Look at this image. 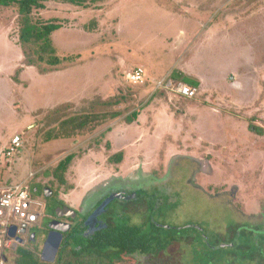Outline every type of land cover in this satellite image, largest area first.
<instances>
[{"label": "rangeland", "instance_id": "374dc122", "mask_svg": "<svg viewBox=\"0 0 264 264\" xmlns=\"http://www.w3.org/2000/svg\"><path fill=\"white\" fill-rule=\"evenodd\" d=\"M45 5L33 17L63 26L53 40L70 58L56 68L26 66L17 7L0 9V161L16 134L23 142L0 164V184L33 174L31 192L48 187L78 212L71 225L106 195H136L127 208L115 200L116 216L145 230L159 224L175 241L135 264H264V0ZM139 67L152 81L193 87L196 97L129 83ZM83 117L87 127L72 130ZM122 152L121 163L111 162ZM70 155L60 185L54 171ZM40 192L48 218L19 235L25 246L48 229L56 206ZM46 240H38L41 253Z\"/></svg>", "mask_w": 264, "mask_h": 264}, {"label": "trees", "instance_id": "16d2710c", "mask_svg": "<svg viewBox=\"0 0 264 264\" xmlns=\"http://www.w3.org/2000/svg\"><path fill=\"white\" fill-rule=\"evenodd\" d=\"M48 1L50 0H0V9L17 7L19 14L18 45H20L23 50L26 66L28 67H39L40 65H46L56 68L70 59L61 58L58 55V50L53 40V35L60 31L63 26L57 21H43L40 19H34L33 17L34 11L44 10L46 8L45 4ZM56 1L87 9L91 4L99 0ZM21 71L22 69H20L18 73ZM161 80L162 79L155 80L147 84H152L154 87H156L155 82ZM191 85L198 87V83ZM156 91L165 92L163 89H158ZM138 115L139 114L137 112L133 114L134 117H137ZM119 116V112L112 115L113 118H118ZM71 122L73 124L72 130L77 132L83 131L89 123L88 119L85 117L74 118L71 120ZM123 157V153L116 154L111 157V162L121 163L123 161ZM72 161L73 155H70L65 160L60 162L55 168L54 177L60 185L66 184L65 174ZM49 199L54 203L57 201L56 196ZM153 202L154 197L151 199V206L153 205ZM53 209L54 208L52 207L50 210L51 213H53ZM109 215L112 217L116 216L112 209ZM117 215L118 217L116 216L114 225L108 224L107 229L98 231L96 234L90 236L86 235L87 227L84 223L85 220L78 221L76 225L71 226L70 230L63 234V239L61 241L57 256L55 261L52 263L42 260L41 256L42 246L39 241L45 239L47 237L46 235L42 236V238H38V240L40 239L39 241L30 240L28 243L29 246H19L8 257L5 255L7 263L135 264L137 256L158 257L174 240V238L171 236H167L161 232L164 227L162 228L159 224H150V227L145 230L142 227L129 225L125 222L126 220L119 217V214ZM44 216L46 217V214Z\"/></svg>", "mask_w": 264, "mask_h": 264}, {"label": "built area", "instance_id": "2783aa9c", "mask_svg": "<svg viewBox=\"0 0 264 264\" xmlns=\"http://www.w3.org/2000/svg\"><path fill=\"white\" fill-rule=\"evenodd\" d=\"M129 83L136 85H145L152 80L148 77L144 68H136L128 76ZM156 90H166L177 96H183L189 99L196 97L197 91L190 86L181 82H175L171 78L166 77L161 81L155 82ZM23 146V142L19 136L12 139L11 147L6 153L7 159L11 158L17 149ZM9 162V161H8ZM32 176V174H31ZM30 176V177H31ZM44 206L39 203L34 195L29 191L24 183L13 185L10 187L0 186V263H7L4 255L5 249H10L20 244L15 238L10 237L13 227H17V237L21 230L39 226L41 218L44 216ZM25 243V241H24Z\"/></svg>", "mask_w": 264, "mask_h": 264}, {"label": "water", "instance_id": "95a60500", "mask_svg": "<svg viewBox=\"0 0 264 264\" xmlns=\"http://www.w3.org/2000/svg\"><path fill=\"white\" fill-rule=\"evenodd\" d=\"M49 191V192H47ZM51 191L50 190H46V197L49 198L51 197ZM136 197V195L133 196H126L125 194H114V195H110L103 203L102 205L94 212V214L92 216L89 217L88 221L85 222V226L87 227H92V224H95L98 222V217L105 211L107 210L108 206L115 201L116 199L121 200V201H128L130 199H134ZM55 212V215H57V217H69V216H74V214H76L72 209H70L69 207H66L64 205L58 206L56 207V209L53 210V214ZM73 214V215H72ZM106 227V226H105ZM49 228L51 229V233L49 234V236L47 237L46 243L44 245V249L42 252V260L46 261V262H54L55 258L57 256L61 241L63 239V234L68 232L70 230V225L66 224V223H61L59 221H53L50 223ZM17 233V227H13L11 229L10 232V237L11 238H15L21 245L24 244V240L21 239L20 237H17L16 235ZM21 233H26V228H23L21 230ZM56 237L57 238V243L56 246L52 247V250L49 248L50 242L52 237ZM36 234H32L30 237L31 241H36ZM50 252L49 256L47 257V253Z\"/></svg>", "mask_w": 264, "mask_h": 264}, {"label": "flooded vegetation", "instance_id": "af4514ba", "mask_svg": "<svg viewBox=\"0 0 264 264\" xmlns=\"http://www.w3.org/2000/svg\"><path fill=\"white\" fill-rule=\"evenodd\" d=\"M39 191V190H38ZM34 194H39L38 192H37V190H36V188H34L33 189V191H32ZM46 191L44 190V192H43V194L45 195V197H46V193H45ZM48 192V191H47ZM41 193V192H40ZM110 196V194L109 195H106V196H104L101 200H99L97 203L96 202H94V204H93V206L92 207H90L91 209H90V211H88L87 212V214L86 215H84V216H82L81 218H80V221H82V220H85V222L86 221H88V219H89V217L90 216H92L93 214H94V212L102 205V203L108 198ZM137 197V196H136ZM136 197L134 198V199H136ZM47 198V197H46ZM134 199H130V200H128V201H122V203H125L126 204V208H127V204H129V202H131L132 200H134ZM121 201V200H120ZM115 201H113L109 206H108V208H107V210H105L99 217H98V222L97 223H95V224H92V222H91V225H92V227H87V229H86V235H94V234H96L98 231H101V230H103V229H107L108 228V223H107V218H109L110 217V215H109V213L111 212V206H112V204L114 203ZM61 205H64V204H60V203H56V206H54L53 208L54 209H56V207H58V206H61ZM65 206V205H64ZM45 208H44V213L46 214V212H47V209H49L48 208V205L45 203V206H44ZM47 207V208H46ZM125 208V209H126ZM53 209V210H54ZM71 209V208H70ZM73 215V214H72ZM46 219L48 218V216L46 215V217H45ZM45 218H43V219H45ZM49 218H51V221H50V223L51 222H53V221H59V222H61V223H66V224H68V225H70V228H71V226H73V225H71V224H69V223H71L72 221H76L78 218H79V214H78V212L76 213V214H74V216H69V217H57V215H55V212H54V214L53 213H51V215H50V217ZM85 218V219H84ZM78 222V221H77ZM84 222V223H85ZM39 226H40V224H39ZM106 226V227H105ZM52 231H51V229L48 227V229L46 228V230H45V232L43 233V235L42 236H49V234L51 233ZM42 236L41 237H36V240H38V238H42ZM40 240V239H39ZM41 241V240H40Z\"/></svg>", "mask_w": 264, "mask_h": 264}, {"label": "crops", "instance_id": "0c3cea01", "mask_svg": "<svg viewBox=\"0 0 264 264\" xmlns=\"http://www.w3.org/2000/svg\"><path fill=\"white\" fill-rule=\"evenodd\" d=\"M191 88H193V87H191ZM165 93H168V92L166 91ZM179 97H183V96H179ZM192 100H193V99H192ZM121 134H123V131L120 133V135H121ZM15 136H17V134H16ZM15 136H14V137H15ZM121 136L123 137V135H121ZM125 138H127V136H126ZM11 142H12V140L10 141V144H7V145H6L4 151H2V152H3L2 155L5 156V158L2 157V160L0 161V164L3 163V160H6L5 163H6V162L8 163L9 160H8L7 157H6V155H5L6 153H5V152H6V150L8 151V149H9V147H10V145H11ZM138 142H139V140H136L135 143H138ZM139 143H141V141H140ZM122 146H123V144H122ZM122 149H123V147H122ZM124 149H125V148H124ZM2 150H3V149H2ZM123 151H124V150H123ZM122 153H123V152H122ZM0 156H1V154H0ZM32 175H33V174H32ZM30 176H31V174H29L28 177L25 178L24 180H21V181H15V182L11 183V185H9V184H8V185H7V184H0V186H2V187H10V186H13V185H17V184H20V183H24V184L27 186V188L29 189V191H30L29 184H30L31 180L33 179V178H32L31 180H28V181H27V179L30 178ZM33 177H34V175H33ZM98 180H99V181H96V182L94 183V184L96 185L95 187L97 188L96 190H94V192L97 191V190L99 191L100 188L103 187V186H102V184H103V180H104L103 177H100ZM101 186H102V187H101ZM95 187H94V188H95ZM47 189L50 190V191L52 192V190H51L50 188H48V187H46V188L43 189V190H42V189H39L38 187H36V190H37L38 193H40V191L44 192V190L46 191ZM38 190H39V191H38ZM30 192H31V191H30ZM48 192H49V191H48ZM31 193H32V192H31ZM45 193H46V192H45ZM32 194L34 195V198L39 202V200H38V198H37L38 195H37V194H34V193H32ZM51 195L53 196V192L51 193ZM44 197H45V195H44ZM45 198H46V197H45ZM49 198H52V197H49ZM46 199H47V198H46ZM97 202H98V201H96V203H97ZM39 203H40V202H39ZM44 208H45V207H44Z\"/></svg>", "mask_w": 264, "mask_h": 264}, {"label": "bare ground", "instance_id": "6f19581e", "mask_svg": "<svg viewBox=\"0 0 264 264\" xmlns=\"http://www.w3.org/2000/svg\"><path fill=\"white\" fill-rule=\"evenodd\" d=\"M55 237V236H54ZM54 241V240H53Z\"/></svg>", "mask_w": 264, "mask_h": 264}, {"label": "clouds", "instance_id": "9594fccd", "mask_svg": "<svg viewBox=\"0 0 264 264\" xmlns=\"http://www.w3.org/2000/svg\"><path fill=\"white\" fill-rule=\"evenodd\" d=\"M21 245V244H20Z\"/></svg>", "mask_w": 264, "mask_h": 264}]
</instances>
